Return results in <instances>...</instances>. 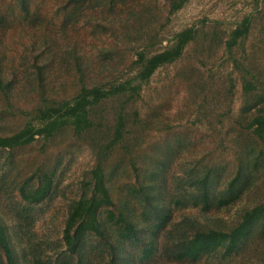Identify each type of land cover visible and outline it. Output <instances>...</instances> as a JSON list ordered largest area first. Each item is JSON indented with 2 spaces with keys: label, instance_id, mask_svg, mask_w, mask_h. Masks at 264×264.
<instances>
[{
  "label": "rangeland",
  "instance_id": "obj_1",
  "mask_svg": "<svg viewBox=\"0 0 264 264\" xmlns=\"http://www.w3.org/2000/svg\"><path fill=\"white\" fill-rule=\"evenodd\" d=\"M0 0V135L18 130L41 97L66 98L79 86L130 77L136 50H158L191 26V40L173 61L156 67L137 96H109L94 107L100 127L75 135L62 126L47 137L0 148V222L18 264H264V220L233 251L216 247L194 260H175V245L192 230H226L264 199V142L245 124L254 92L264 93V0ZM246 18L243 36L226 46ZM250 80L255 89L243 92ZM121 104L120 138L108 147ZM100 161L113 215L98 212L101 236H81L70 253L60 239L72 202L90 191ZM50 175L48 194L23 201L20 187ZM204 179L206 199L200 196ZM220 199V200H219ZM159 213L164 221L156 226ZM151 241L150 251L142 248Z\"/></svg>",
  "mask_w": 264,
  "mask_h": 264
},
{
  "label": "trees",
  "instance_id": "obj_2",
  "mask_svg": "<svg viewBox=\"0 0 264 264\" xmlns=\"http://www.w3.org/2000/svg\"><path fill=\"white\" fill-rule=\"evenodd\" d=\"M19 7L17 12L22 18L34 16L28 7L29 0H17ZM184 0H167L168 12L171 13L181 6ZM11 22L7 18V13L0 14V22ZM246 18H243L238 26L229 32L226 46L233 44L236 38L243 36L246 32ZM194 30L191 26L182 28L171 34L169 43L158 50H148L144 44L134 53V58L129 63V69L133 70L130 77L110 83L108 86L94 84L90 86H79L78 90L66 98L48 99L41 97L39 103L30 111H23L27 114L24 124L16 131L0 135V148H11L22 145L34 139V136L47 137L56 132L62 126H69L75 135L86 134L100 127V116L95 113L96 107L101 101L109 96L120 94L125 96V101L137 96L140 84L144 83L153 70L165 63L177 58L184 45L191 40ZM1 87V83H0ZM242 91L251 92L255 89L251 81L244 79ZM254 101L251 106L253 113L245 126L253 134L264 142V93L254 92ZM121 104L118 105L113 119L111 136L105 147L115 143L121 136L123 126V114ZM90 191L88 195L80 194L75 199L65 217L61 228L60 239L67 252H74L78 246L81 236L90 233L101 236L98 212L105 211L104 219L116 224H121L124 231L117 232L118 237H134L131 224L125 221L119 214L113 215L107 208L111 200L107 194L103 183L102 169L100 161H96L89 170ZM50 175L40 173L36 176V185L33 188L18 189L20 198L27 203H36L42 200L50 189ZM200 184V196L206 199L204 179ZM220 200V199H219ZM160 219L156 226H160L165 218V213H159ZM264 220V199L243 211L239 220L226 230L205 228L192 230L188 238L183 243H177L171 256L175 260H194L199 255L208 253L216 247H223V255L229 254L235 246L248 233L249 229L256 222ZM5 229L0 222V264H18L14 256L12 247L5 234ZM135 238V237H134ZM142 248V256H145L152 246L151 241L146 242Z\"/></svg>",
  "mask_w": 264,
  "mask_h": 264
}]
</instances>
